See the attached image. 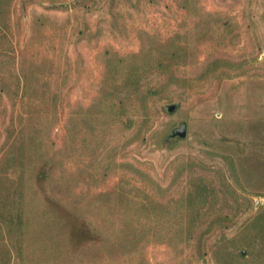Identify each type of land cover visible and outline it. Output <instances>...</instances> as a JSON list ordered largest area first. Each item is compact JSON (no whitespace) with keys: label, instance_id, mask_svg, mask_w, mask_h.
<instances>
[{"label":"rangeland","instance_id":"obj_1","mask_svg":"<svg viewBox=\"0 0 264 264\" xmlns=\"http://www.w3.org/2000/svg\"><path fill=\"white\" fill-rule=\"evenodd\" d=\"M0 264H264V0H0Z\"/></svg>","mask_w":264,"mask_h":264},{"label":"water","instance_id":"obj_2","mask_svg":"<svg viewBox=\"0 0 264 264\" xmlns=\"http://www.w3.org/2000/svg\"><path fill=\"white\" fill-rule=\"evenodd\" d=\"M175 109H176V104L168 106V111L170 113L174 112ZM187 132H188L187 125L183 123L181 126L174 128L171 131V134L169 135L168 138L169 139H176V138L183 139L187 136ZM242 254H245V253L243 252Z\"/></svg>","mask_w":264,"mask_h":264}]
</instances>
